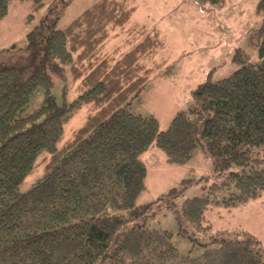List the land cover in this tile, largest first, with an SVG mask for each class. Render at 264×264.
Instances as JSON below:
<instances>
[{"label":"trees","instance_id":"trees-1","mask_svg":"<svg viewBox=\"0 0 264 264\" xmlns=\"http://www.w3.org/2000/svg\"><path fill=\"white\" fill-rule=\"evenodd\" d=\"M12 1L0 0V20ZM29 1L36 12L48 0ZM134 10L133 0H97L64 29L46 16L23 47L0 50V264H264L258 241L241 229L216 231L198 256H182L172 232L145 223L159 203L136 206L146 176L140 156L152 144L174 165L200 149L221 178L208 196L185 200L180 211L170 206L177 235L186 237L188 227L207 234L206 210L235 208L264 192V0L256 4L258 61L244 63L238 53L240 68L193 89L188 110L165 131L154 116L127 110L158 68L143 63L162 49L158 33L139 27L142 40L132 49L116 60L102 55ZM52 63L76 83L70 103L52 95ZM40 89L42 103L26 113ZM84 106V123L64 140L65 125ZM222 190L227 196L217 199Z\"/></svg>","mask_w":264,"mask_h":264},{"label":"rangeland","instance_id":"rangeland-1","mask_svg":"<svg viewBox=\"0 0 264 264\" xmlns=\"http://www.w3.org/2000/svg\"><path fill=\"white\" fill-rule=\"evenodd\" d=\"M96 1L48 0L32 12L29 0H13L6 17L0 20V50L12 45L23 47L27 33L46 16L56 18V29H64ZM257 2L225 0L220 5H211L197 0H133L135 10L125 29L112 35L102 55L116 60L132 49L142 40L139 27L156 31L163 47L152 60H143L146 66L158 65V68L139 96L127 103V110L145 117L154 116L159 130L165 131L177 112L188 110L193 89L205 81L226 78L240 68L241 62L234 59L238 53L244 63L257 62L258 38L254 32L262 20L256 11ZM48 72L52 79L51 92L58 104L70 103L77 97L76 83L65 67L52 63ZM43 95L40 89L26 113L39 107ZM89 112L87 106L78 110L64 127V140L82 126ZM140 159L146 166L145 188L136 206L159 203L154 207L155 214L146 218L145 223L152 229L172 232L171 242L180 255L196 257L202 251L200 243L209 242V236L216 231L241 229L258 241L264 261V192L258 199L235 208L219 206L206 210L205 219L211 224V231L202 234L188 227L184 237L176 234V219L170 206L174 204L176 211H180L185 200L208 196L209 186L220 183L221 178L215 176L211 162L200 149L188 162L174 165L167 163L165 154L152 144ZM41 173L39 167L19 190H27ZM171 190L179 191L174 198L168 195ZM215 196L221 199L227 196V191L217 192Z\"/></svg>","mask_w":264,"mask_h":264}]
</instances>
